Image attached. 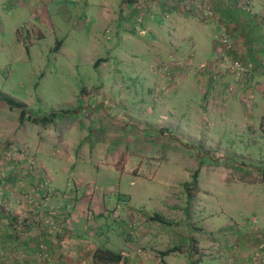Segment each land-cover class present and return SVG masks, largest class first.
<instances>
[{"label":"rangeland","instance_id":"obj_1","mask_svg":"<svg viewBox=\"0 0 264 264\" xmlns=\"http://www.w3.org/2000/svg\"><path fill=\"white\" fill-rule=\"evenodd\" d=\"M103 2L109 7L100 11ZM175 2L171 18L163 16L176 23L173 34L181 42L163 51L159 45H165L167 32L150 31L147 38L143 17L131 16V24L120 19L121 0H79L74 8L65 1L68 16L56 11L59 0L33 11L23 10L19 0L5 1L0 94L24 103L33 116L56 113L57 118L46 127L20 123V111L0 101V203L4 209L10 201L23 205V216L24 207L30 211L55 193L51 184L73 185L78 200L101 193L125 203L130 194V203L145 212L174 206L168 210L172 225H162L173 234H207L203 260L234 264L220 249L223 244L230 252L243 247L242 264H254L252 257L264 244V132L259 129L264 96L253 81L264 76V54L246 55L245 37L242 43L236 39L233 27L212 8L220 30L240 51L223 60L210 43L218 25L206 24L194 12L200 0ZM104 11H111L118 25H107ZM184 19L192 23L185 31ZM201 27L209 39L201 49H190L186 37ZM156 36L157 46L147 52L145 41ZM234 59L252 65L249 79L236 83L227 77ZM64 111L70 115L60 117ZM102 229L114 239L109 246L119 248V221L105 217ZM14 257L27 256L8 258ZM39 259L38 264L48 263Z\"/></svg>","mask_w":264,"mask_h":264},{"label":"crops","instance_id":"obj_2","mask_svg":"<svg viewBox=\"0 0 264 264\" xmlns=\"http://www.w3.org/2000/svg\"><path fill=\"white\" fill-rule=\"evenodd\" d=\"M5 1L0 0V11L3 9ZM19 1L22 3L20 5H22L23 10L33 11L35 7H42V2L51 4L56 0ZM65 1L71 3L70 7L74 8L73 4H77L79 0H59L61 6L56 4L60 8L56 11L62 13L63 16H68L70 9ZM175 1L162 0L159 6H150L149 0H121L120 9L125 13L122 14L123 16L121 15L120 19L131 24L133 19L130 18L131 16H137V20H141L143 17L145 19L143 27L148 29L149 34L147 38L150 37V31L157 34L166 31L168 36L165 38L167 41H165V45H159V47L163 51H167L170 46L175 48L174 44L178 46L181 42L173 34L176 23L170 19L172 15H170L169 10L172 9ZM209 1L212 8L218 11L219 16L224 17L225 24H230L233 27L235 37L239 35L236 39L242 43L240 37H245L242 44L247 49L246 55L250 58H260L261 54H264V5L261 0H255L253 15L243 14L245 12L238 9L234 0ZM102 4L105 5H101L100 11L105 6L109 7L106 2ZM165 13H169V20L163 16ZM144 15L146 16L144 17ZM35 16L37 17L38 14ZM101 17L107 25H118L114 21L111 11H104ZM189 23L191 21L185 20L183 31ZM178 26L182 27L181 24ZM166 27L167 29H165ZM208 35L209 33L203 27L201 29L195 28L192 35L186 37L189 41V48L201 49L202 43H206V40L209 39ZM158 38L160 37L156 36V38H150V41H145L147 49L150 48L147 52L157 46ZM197 45L198 47H196ZM262 79L264 76L259 75L255 77L253 82L258 87L255 90L264 96ZM256 80L262 84H257ZM71 186H65L64 189H61L51 184L55 193L49 195L48 199L33 204V209L30 211H27L30 209L29 205L24 207L25 214L23 216L19 210V207H23V205L10 201L9 204H6L8 210L5 208V211L2 206L3 203H0V223L2 225L0 228V249L4 252V255L0 257V264H38L39 258L49 264H93L92 257L98 247L120 253L123 257L121 264H215L217 262L212 259L203 260L200 258L201 254L204 253L201 248L208 244L207 234L196 232L191 236L183 237L173 234L171 229L162 228V225L170 227L169 224H162L160 219L163 218L168 222L169 216H171L168 210L174 209V206L162 205L157 212H145L142 207L130 203L131 200L128 196L130 194L125 196V203L118 201L113 203L112 199H106L107 195L102 196L101 193L100 195L95 193L91 200H78L79 196L74 194L73 185ZM97 191L100 190L95 189V192ZM111 194L114 195V198L117 195L114 192ZM110 215L114 221L118 220L121 225L118 232L114 231L119 240H122L119 248L116 249L109 246L115 245L114 239L108 237L110 231L105 234L102 229L105 217H110ZM35 216H38L36 222L33 221ZM42 217L47 218L43 220ZM195 229L202 230L200 227H195ZM111 232L114 234L113 231ZM244 239L246 240V238ZM242 248L230 252L231 247L226 248L223 244L220 246L225 254L233 256L234 264H242L246 261V257L241 256V254L246 253ZM12 255H23L28 258H8Z\"/></svg>","mask_w":264,"mask_h":264},{"label":"built area","instance_id":"obj_3","mask_svg":"<svg viewBox=\"0 0 264 264\" xmlns=\"http://www.w3.org/2000/svg\"><path fill=\"white\" fill-rule=\"evenodd\" d=\"M236 6L241 11L253 15V5L255 0H234ZM264 5V0H261ZM196 5V6H195ZM193 6L194 12L201 18L206 24L218 25V17L214 13L209 0H201V2L196 3ZM192 8V7H191ZM219 29L220 26L218 25ZM143 31V30H142ZM144 35V33H143ZM216 42L221 45V49L219 50V56L222 57L223 60H226L227 53L236 52L239 49L234 45L231 41L230 37L223 32L221 28L220 34L216 36ZM192 56V55H191ZM171 58V57H170ZM189 69L191 57L186 61ZM159 64V63H158ZM164 64V63H163ZM175 66V63L173 64ZM185 66V67H186ZM166 68V66H165ZM168 69V68H166ZM164 70V67L161 69ZM229 72V73H228ZM227 77L233 78L236 83H240L246 79H249L252 75V65L246 64L244 62L233 60L230 64L229 68H227ZM217 76H214L216 78ZM232 88V87H231ZM230 88V90H231ZM4 255V252L0 250V257ZM252 262L254 264H264V244L260 246L258 251H256L252 257ZM231 264V263H230Z\"/></svg>","mask_w":264,"mask_h":264},{"label":"trees","instance_id":"obj_4","mask_svg":"<svg viewBox=\"0 0 264 264\" xmlns=\"http://www.w3.org/2000/svg\"><path fill=\"white\" fill-rule=\"evenodd\" d=\"M214 30L218 32V35L220 34V29L217 28ZM39 36H40L39 38L42 37L41 33H39ZM211 39H212L211 44L213 45L215 52H217V54L219 55V50L222 47L220 44H218L216 42V37L211 38ZM58 43L60 44V42H58ZM238 52H240V51L239 50L236 51L237 55H238ZM232 53H234V51ZM234 60H236V59H234ZM213 78L214 77H212V80H213ZM0 101L3 102L4 104H6L10 110L17 109L20 111V115H19L20 123L28 120L34 124L41 125L42 127H46L49 125H53L55 123L56 118H57L56 113H50V114L44 115L42 117L33 116L30 112L26 111V109H25L26 106L24 103L15 102L14 100H12L10 98L3 97L1 94H0ZM69 115H70L69 111H64L60 114V117H65V116H69ZM263 120L264 119H262L260 121V124H259V127H260L259 129L262 132H264V121ZM117 168H118V170L122 171L121 169L123 168V165L120 164ZM261 175L264 177V170L262 171ZM196 177H197V171L193 174V182L194 183L196 182ZM160 222H162V224L171 225V223L165 221L163 218L160 219ZM194 252H196V251H194ZM122 260H123V257L120 253H117V252L112 251V250L107 249V248H100V247L96 248V250L93 254V257H92L93 264H121Z\"/></svg>","mask_w":264,"mask_h":264}]
</instances>
